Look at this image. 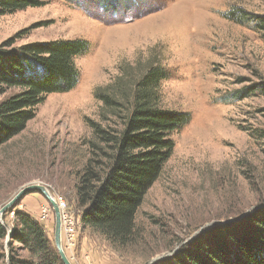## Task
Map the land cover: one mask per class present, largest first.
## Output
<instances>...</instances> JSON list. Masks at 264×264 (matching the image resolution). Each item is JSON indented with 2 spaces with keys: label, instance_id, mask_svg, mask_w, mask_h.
<instances>
[{
  "label": "rangeland",
  "instance_id": "374dc122",
  "mask_svg": "<svg viewBox=\"0 0 264 264\" xmlns=\"http://www.w3.org/2000/svg\"><path fill=\"white\" fill-rule=\"evenodd\" d=\"M41 1L0 14V51L61 39L88 45L75 58L76 85L46 95L24 130L0 147V208L22 187L40 183L75 217L77 244L70 248L61 234L72 264H154L183 258L210 230L264 205V96L236 98L264 84V31L229 18L233 7L264 15V0ZM156 63L167 72L160 107L189 113L190 120L172 135V154L135 215L133 241L114 247L83 225L75 204V175L94 141L87 121L100 122L99 89ZM17 91L7 89L0 100ZM16 210L37 220L56 249L53 208L32 191L0 221L8 230L0 264L11 258L36 264L20 247H8Z\"/></svg>",
  "mask_w": 264,
  "mask_h": 264
},
{
  "label": "trees",
  "instance_id": "16d2710c",
  "mask_svg": "<svg viewBox=\"0 0 264 264\" xmlns=\"http://www.w3.org/2000/svg\"><path fill=\"white\" fill-rule=\"evenodd\" d=\"M41 3L0 0V14ZM229 18L264 31V15L233 7ZM87 45L82 39H61L0 51V94L18 88L0 100V147L24 130L46 95L67 92L76 85L75 58ZM166 77V70L158 63L149 64L134 79L120 74L115 82L96 92L102 102L100 122L87 121L94 141H89L91 156L75 175V204L83 225L114 247L133 241L135 215L172 154V135L190 120L189 113L160 107L159 85ZM254 94L264 96V84L247 86L236 98ZM259 137H264V130ZM14 223V244H8L11 251L20 247L35 258L36 264H63L37 220L16 210ZM7 231L0 223V239ZM205 238L183 250V258L175 256L154 264H264V205L237 221L215 227ZM16 262L34 264L32 260L11 258V264Z\"/></svg>",
  "mask_w": 264,
  "mask_h": 264
},
{
  "label": "water",
  "instance_id": "95a60500",
  "mask_svg": "<svg viewBox=\"0 0 264 264\" xmlns=\"http://www.w3.org/2000/svg\"><path fill=\"white\" fill-rule=\"evenodd\" d=\"M38 192L42 194L48 202L51 204L55 216V226H54V244L57 249L58 255L62 261L63 264H72L68 257L66 256L62 244H61V216H60V209L59 206L57 205V202L55 201V198L52 196V194L48 191V189L40 184V183H33L26 185L22 187L7 203H5L1 208H0V221L2 220L3 213L7 211L8 209H11L14 206V203L25 196V194L29 192ZM243 217V215L241 216ZM240 217V218H241ZM239 218V219H240ZM163 258V257H161ZM160 257L158 259H161Z\"/></svg>",
  "mask_w": 264,
  "mask_h": 264
},
{
  "label": "built area",
  "instance_id": "2783aa9c",
  "mask_svg": "<svg viewBox=\"0 0 264 264\" xmlns=\"http://www.w3.org/2000/svg\"><path fill=\"white\" fill-rule=\"evenodd\" d=\"M55 201L60 209L61 216V234L65 240V243L72 248L77 244L78 240V230L76 227L75 217L73 216V212L67 209L66 203L60 196L55 197ZM44 209V208H43ZM48 217V211L45 208V212H43L42 219Z\"/></svg>",
  "mask_w": 264,
  "mask_h": 264
},
{
  "label": "bare ground",
  "instance_id": "6f19581e",
  "mask_svg": "<svg viewBox=\"0 0 264 264\" xmlns=\"http://www.w3.org/2000/svg\"><path fill=\"white\" fill-rule=\"evenodd\" d=\"M61 243H62V238H61Z\"/></svg>",
  "mask_w": 264,
  "mask_h": 264
}]
</instances>
